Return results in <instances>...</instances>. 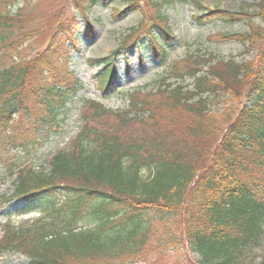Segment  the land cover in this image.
<instances>
[{
  "label": "trees",
  "instance_id": "16d2710c",
  "mask_svg": "<svg viewBox=\"0 0 264 264\" xmlns=\"http://www.w3.org/2000/svg\"><path fill=\"white\" fill-rule=\"evenodd\" d=\"M72 1L81 19L59 6L42 11L43 0H0V166L13 180L0 209L15 202L18 215L41 214L4 225L0 255L18 253L24 264H126L158 225L175 222L164 245H188L198 264H249L264 248V0L237 12L195 3L200 13L192 17L200 28L243 23L244 32L223 37L256 51L253 62L189 56L185 74L175 65L156 92L130 96L127 110L92 102L71 149L50 155L47 169L25 166L19 153L36 155L66 130L69 104L85 87L69 69L70 54L94 38L86 9L109 0ZM123 1L127 8L113 18L142 11L143 1L154 24L132 29L108 57L85 59L98 68L90 78L103 93L118 53L134 48L162 63L176 40L160 11L181 0ZM219 93L237 107L224 128H213L206 96Z\"/></svg>",
  "mask_w": 264,
  "mask_h": 264
},
{
  "label": "rangeland",
  "instance_id": "374dc122",
  "mask_svg": "<svg viewBox=\"0 0 264 264\" xmlns=\"http://www.w3.org/2000/svg\"><path fill=\"white\" fill-rule=\"evenodd\" d=\"M257 1L181 0L162 7L160 12L166 18L167 25L170 26L176 38L174 44L167 49L166 59L159 63L154 59L152 60L148 54L141 55L140 51L134 48L125 54L118 53L113 65L115 74L112 88L107 93L99 90L90 78L97 72L98 68H86L79 55L84 60L108 57L120 48L121 43L132 29L142 27V30L140 29L142 32L144 28H149L151 24H154V12L143 1L141 2L142 11L134 7L133 10H129L126 16L119 19L113 18V13L115 11H124L127 8V3L123 0H109L104 5L87 8L84 15L88 16L89 22L93 27L94 38L78 44L81 54L74 50L70 54L71 58L74 59L71 62L76 63H73L69 69L74 71L77 79L79 78L85 87L76 94L72 103L69 104V114L66 117L68 126L62 137L50 141L36 155L24 158L19 153L17 155L18 158L21 159L22 163L26 162L25 166L41 165L47 169L45 162L49 160L50 155L61 149H71L77 135L78 122L82 111L91 113L90 105L92 102H99L110 112L127 110L129 101L132 100L130 96L136 92H156L161 80L166 75H172L170 72L175 65L184 68L183 74H185L184 71L187 67L185 66V61L189 56L200 57L203 60L208 59L210 62L211 60H215L214 62L233 60L237 64L253 62L257 56L256 51L248 50L239 42L237 43L231 38L226 39L223 37L227 33L238 34L244 32L246 29L243 23L239 22L224 26L216 22L200 28L195 21H192V17L200 13L195 3H200L208 11L218 8L223 11L237 12L242 8L248 10L247 6H255ZM38 6L42 11L59 6L64 8V10L66 9L67 16H75L79 19L82 17L80 9L71 0H43ZM213 64L210 63L209 65ZM206 68H203L202 72L205 73L207 71ZM170 82H173V80H170ZM192 83L193 81L186 77L182 84L185 89L191 90L193 88ZM206 98L207 108L204 115L207 118L205 122H208L213 128H224L225 115L227 112L230 113L231 108L237 107L236 103L231 100V97L220 93L219 96L208 95ZM12 185L13 180L6 176L5 169L0 166V199L12 194ZM17 212H19V209L16 206L0 210V238L2 236V226L7 219L14 227H20L26 221L41 218L40 213L35 212L30 213V215L19 216ZM176 228L175 222L171 223L167 228L158 225V232L156 231L153 242L139 256L131 257L129 263L126 264H198L199 258L195 253L191 252L188 245L184 243L179 247L173 246V244L164 245L167 239L166 235L175 231ZM248 261L249 264H264V248L254 253ZM24 262L25 257L15 252L0 255V264H24Z\"/></svg>",
  "mask_w": 264,
  "mask_h": 264
}]
</instances>
